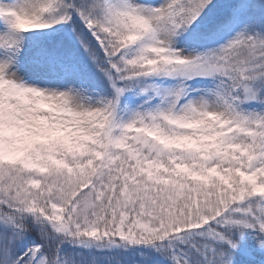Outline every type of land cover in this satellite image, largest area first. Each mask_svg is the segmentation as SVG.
<instances>
[{"label":"snow or ice","instance_id":"obj_1","mask_svg":"<svg viewBox=\"0 0 264 264\" xmlns=\"http://www.w3.org/2000/svg\"><path fill=\"white\" fill-rule=\"evenodd\" d=\"M0 264H264V0H0Z\"/></svg>","mask_w":264,"mask_h":264}]
</instances>
